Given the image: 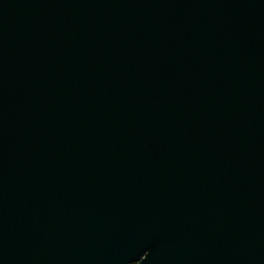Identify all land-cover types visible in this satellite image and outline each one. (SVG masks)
I'll return each mask as SVG.
<instances>
[{"label":"water","instance_id":"1","mask_svg":"<svg viewBox=\"0 0 264 264\" xmlns=\"http://www.w3.org/2000/svg\"><path fill=\"white\" fill-rule=\"evenodd\" d=\"M0 264H264V0H0Z\"/></svg>","mask_w":264,"mask_h":264}]
</instances>
